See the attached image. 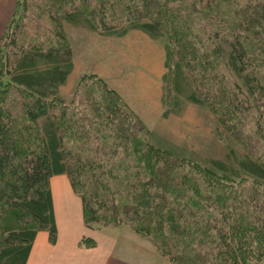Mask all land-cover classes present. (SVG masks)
I'll return each mask as SVG.
<instances>
[{
  "label": "trees",
  "instance_id": "obj_1",
  "mask_svg": "<svg viewBox=\"0 0 264 264\" xmlns=\"http://www.w3.org/2000/svg\"><path fill=\"white\" fill-rule=\"evenodd\" d=\"M77 1L15 0L0 38V264H25L39 230L55 241L49 178L59 173L67 175L79 196L87 227L130 222L171 264L207 263L208 254L217 261L213 264H249L254 258L264 264L263 160L248 153L251 158L235 166L213 161L220 172L183 161L150 144L140 118L93 73L79 79L77 87L89 80L93 85L79 90L80 96L77 90L70 103L55 94L72 69L61 18L104 34L138 29L151 38L166 37V89L179 94L188 88V101L206 105L223 127L230 126L226 118L241 107L238 95L261 91L264 96V85L245 74L241 45L225 39L217 45L198 23L197 14L208 17L215 5L224 6L214 15L218 21L229 22L228 1ZM255 7L258 14L264 12V3ZM44 14L51 37L42 43L36 31V40L25 41V23ZM8 50L12 59L7 63ZM211 57H221L231 79L224 73L219 78V72L212 77ZM10 90L19 95L17 106L7 102ZM116 154L132 165L114 162ZM245 179H252L251 187L242 185ZM195 243L211 249L194 256ZM78 244L90 247L95 240L82 235Z\"/></svg>",
  "mask_w": 264,
  "mask_h": 264
},
{
  "label": "rangeland",
  "instance_id": "obj_2",
  "mask_svg": "<svg viewBox=\"0 0 264 264\" xmlns=\"http://www.w3.org/2000/svg\"><path fill=\"white\" fill-rule=\"evenodd\" d=\"M69 1L67 0V5ZM227 1L225 17H229L230 23L218 21L216 16L221 14L224 6L220 8L216 5L213 14L208 17L202 16L203 13L197 14L198 23L210 30L209 33L212 39L217 40V45L222 44L224 39L227 42L241 45L246 55L245 74L249 77L256 76L258 84L264 85V45L262 42L264 12L262 11L261 15L258 14L255 7L256 3H264V0ZM75 2L78 3L77 0ZM112 9L114 13L120 12L117 6ZM254 19H259V23ZM60 22L69 47V59L72 61L70 77L57 87L55 93L64 102L70 103L75 100L76 91L78 90L80 96L82 92L79 90L86 88L88 83L93 85L89 80L84 86L77 87L83 75L93 73L103 78L126 106L140 118L147 129V136L144 134L143 136L150 144L176 154L183 158V161L199 163L218 172L220 170L214 168L213 161H219L227 167L235 166L238 160L250 157L248 153L264 161V96L261 91L254 93V96L244 93L238 95L241 100L240 110L226 118L230 126H225V128L209 107L187 100L185 95L188 88H184L179 94L166 89L167 85L162 80L163 74L167 71L165 36L151 38L138 29H128L121 35L104 34L82 23L73 24L62 18ZM25 24L27 27V33L24 34L25 41L36 40L34 36L36 31L42 43H46L51 37L52 27L46 14L36 17V20L32 19V22L28 20ZM210 24H212L211 27H209ZM36 26H38L37 29ZM5 59L7 63L9 59H12L9 50L6 51ZM210 61L215 64L212 77L219 72V78H222L224 73L227 78L231 79L232 75L227 68L225 69L221 57H211ZM201 71V68H198V73ZM197 78L201 79L200 73ZM113 83L119 90L112 85ZM8 101L11 105L17 106L20 98L16 91L10 90ZM39 123L41 124V120ZM112 159L114 162L121 159L124 165H127L126 161L131 165L133 162L130 158H120L119 154L113 156ZM183 169L189 171L190 167L184 166ZM242 185L251 187L252 179L243 180ZM110 215L107 212L106 216ZM109 226L112 225L95 224L91 228ZM113 227H118L123 231L131 230L140 241H143V244H150L156 250L153 242L146 236L135 232L130 222H123ZM193 247L196 249L193 251L194 256L200 253L205 254L211 249L205 244L198 243H195ZM212 253L215 254L216 249ZM207 256L209 262L202 264H213V261H216L212 258L213 254ZM262 263L263 260L255 258L249 262V264Z\"/></svg>",
  "mask_w": 264,
  "mask_h": 264
},
{
  "label": "crops",
  "instance_id": "obj_3",
  "mask_svg": "<svg viewBox=\"0 0 264 264\" xmlns=\"http://www.w3.org/2000/svg\"><path fill=\"white\" fill-rule=\"evenodd\" d=\"M14 8L15 0H0V38ZM112 85L117 88L114 83ZM49 187L56 239L51 243L46 230L37 231L25 264H171L150 244H143L131 230L123 231L113 226L86 228L81 200L74 193L66 174L51 175ZM82 235L92 237L95 245L80 246L78 243Z\"/></svg>",
  "mask_w": 264,
  "mask_h": 264
}]
</instances>
